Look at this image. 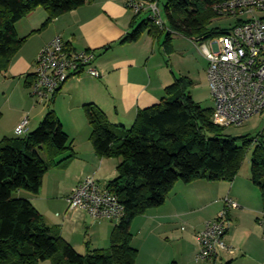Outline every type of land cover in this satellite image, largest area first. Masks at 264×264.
<instances>
[{
  "label": "crops",
  "instance_id": "1",
  "mask_svg": "<svg viewBox=\"0 0 264 264\" xmlns=\"http://www.w3.org/2000/svg\"><path fill=\"white\" fill-rule=\"evenodd\" d=\"M124 4L125 0H92L45 27L48 13L42 8L33 11L16 23L18 37L27 40L8 70L0 72V113L11 118L6 129L0 126L1 141L16 136L15 129L26 115L27 134L34 131L47 112L46 105L36 107L41 104L33 102L25 87L45 45L60 37L68 49L94 54L101 78L71 79L53 98L52 108L72 141L74 155L47 171L37 195L15 193L30 201L46 224L58 228L80 255L108 249L117 223L100 222L83 210L69 209L67 197L88 176L107 186L117 177L119 163L95 154L83 107L94 104L112 124L129 129L137 112L158 105L165 89L178 78L165 60L162 39L155 41L144 32L137 42L121 44L146 19L136 18ZM226 197L235 205L228 209L230 227L225 237L234 253L219 251L211 262H196L197 236L224 209ZM131 233V245L138 252L135 264H264L263 202L251 173L243 174L242 169L233 182L176 183L163 206L134 220Z\"/></svg>",
  "mask_w": 264,
  "mask_h": 264
},
{
  "label": "trees",
  "instance_id": "2",
  "mask_svg": "<svg viewBox=\"0 0 264 264\" xmlns=\"http://www.w3.org/2000/svg\"><path fill=\"white\" fill-rule=\"evenodd\" d=\"M91 1L0 0V72L8 70L27 40L18 37L16 23L42 8L48 13L45 27ZM224 1L229 0H166L164 12L169 29L199 43L227 34V30L210 28L218 19L213 7ZM144 32L155 41L162 39L166 55L173 52L171 33L161 31L146 19L121 44L137 42ZM34 80L33 72L25 87L30 89ZM191 85L188 79L177 78L165 89V97L158 105L137 112L129 129L112 124L94 104L83 107L95 154L119 161L117 177L106 188L117 196L124 215L112 230L108 249L78 254L61 237L58 228L46 224L30 201L14 197L19 191L37 195L47 171L74 155L72 141L52 108L54 97L42 103L47 112L34 131L3 138L0 264H135L138 252L131 245L134 220L163 206L178 182H233L251 148V181L259 189L264 209V137L248 139L225 134L226 128L211 121L214 110L202 108L187 93Z\"/></svg>",
  "mask_w": 264,
  "mask_h": 264
},
{
  "label": "built area",
  "instance_id": "3",
  "mask_svg": "<svg viewBox=\"0 0 264 264\" xmlns=\"http://www.w3.org/2000/svg\"><path fill=\"white\" fill-rule=\"evenodd\" d=\"M160 1L125 0L124 7L135 16L146 15V20L155 27L172 34L162 19ZM213 11L218 18H237V23L227 34L208 39V44L200 43V53L208 63L207 79L214 103L211 121L226 129L241 127L254 116H264V0L224 1L216 4ZM34 74L29 90L37 103L48 102L71 79L101 78L93 52L70 50L60 37L40 50ZM28 124L25 117L15 135L27 134ZM260 135L264 137V123ZM67 203L69 209L83 210L100 222L117 223L124 215L117 196L90 176L71 191ZM224 204V209L206 222L197 236L196 262H211L219 251L234 253L225 237L230 227L228 209L235 205L229 197Z\"/></svg>",
  "mask_w": 264,
  "mask_h": 264
},
{
  "label": "rangeland",
  "instance_id": "4",
  "mask_svg": "<svg viewBox=\"0 0 264 264\" xmlns=\"http://www.w3.org/2000/svg\"><path fill=\"white\" fill-rule=\"evenodd\" d=\"M165 2L166 0L160 1V9L162 11V19L166 24V27L170 28V22L166 13L164 12ZM142 18H146V15H143ZM236 23L237 18H218L212 22L210 28L229 30ZM171 36L172 47H175V50L173 48V52L170 55H166L165 60L169 64V67L171 68V66H173L174 73L178 78H186L191 81L192 85L187 87V93L196 103H198L204 109H213L214 103L211 97L207 79L208 63L206 59L201 55L199 50L201 44H208L209 42L204 41L200 44L175 32L172 33ZM32 100L35 103V100L33 98ZM38 104L41 105H38L36 107L39 109H43V104ZM7 115H5V117ZM263 120V115L254 116L241 127H232L225 129V134L231 137H247L248 139L260 137V133L262 131L264 123ZM10 121L11 118L2 117L0 120V123H3L0 125L2 126V129H6V125L8 127ZM252 150L253 148L249 150L242 164L241 169L243 174H247L250 172ZM14 197H16V194H14Z\"/></svg>",
  "mask_w": 264,
  "mask_h": 264
}]
</instances>
